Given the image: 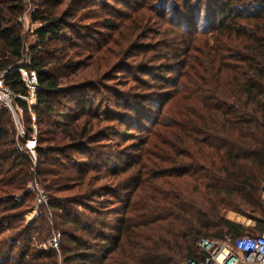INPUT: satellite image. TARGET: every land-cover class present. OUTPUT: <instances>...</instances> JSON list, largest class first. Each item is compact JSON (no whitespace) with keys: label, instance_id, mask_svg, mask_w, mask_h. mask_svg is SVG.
<instances>
[{"label":"trees","instance_id":"trees-1","mask_svg":"<svg viewBox=\"0 0 264 264\" xmlns=\"http://www.w3.org/2000/svg\"><path fill=\"white\" fill-rule=\"evenodd\" d=\"M80 3L81 0H71L63 11L55 10L62 3H47L34 12V23L42 25L35 30V35L44 51L50 42L67 43L64 34L75 30L71 22L77 18ZM26 10L25 0H0V75H5V85L16 96V104L25 114L32 111L36 124L44 125L36 149L38 178L49 183L48 191L73 190L66 188L65 182L75 178L77 170L63 169L60 157L54 156L66 151H87L84 144L107 138L100 128L101 123L115 121L108 116L112 114L110 111L104 113V117L101 107L87 100L86 91L83 95L73 94L74 88L63 87L62 80L67 77L56 75L50 69L53 62L58 65L63 62L49 49L46 59L30 64V70L37 76L36 105L29 107L17 98L30 97L19 72L28 68L19 63L23 61L25 43L18 19ZM185 23L183 30L187 35L197 32L190 33L195 28L192 22L186 20ZM104 25L115 28L111 20ZM203 34L208 35L210 41L201 42L196 37L186 40L188 53L185 56L189 62L179 65L182 71L177 72L175 68L170 71L176 74V79L169 81L176 92L170 98L174 99L176 109L162 131L168 142L159 137L162 144L168 145V151L165 155V151L160 150L161 162L154 164L162 167L168 162L170 169H141L137 179L136 189L150 191L161 182V177H173L176 182L170 194L164 197L159 193L160 196L146 201L144 208H150L143 212L140 204H131L135 195L131 193L136 190L130 189L126 206L130 214L126 212L112 227L101 222L104 230L82 222L63 202L51 196L48 207L57 209L63 216L62 224L70 226V230L62 231L58 249H34L35 224H18L22 223V212L17 209L22 204L14 199V193L26 189L34 175L29 171L30 158L19 151L7 131L9 120L13 122L10 112L0 113V229L6 226L5 231L8 230L0 239V264H181L190 257L203 256L198 246L202 237L223 239L227 235L264 234V219L249 229L227 219L221 209L223 206L240 212L260 204L264 180V0L220 3L206 19ZM80 39L85 37L80 36ZM201 45H204L203 52ZM193 48H199L202 56L203 62L198 67L188 56L191 51L197 52ZM104 76L106 73L96 78ZM71 94L75 95L81 109L65 115L63 112L69 110V106L61 98L67 100ZM117 106L128 108V104ZM125 114L117 116L122 125L128 120ZM57 118L71 120L72 125L52 123ZM29 134L32 133L29 131ZM86 165L91 166V162ZM131 167L118 173H127ZM141 180H145V185L140 184ZM163 187L164 183L160 188ZM136 195L141 203L142 196L138 192ZM79 199L91 200L86 192ZM82 234L94 235L106 246L97 252L99 244L86 240ZM20 240L24 241L18 250Z\"/></svg>","mask_w":264,"mask_h":264},{"label":"rangeland","instance_id":"rangeland-1","mask_svg":"<svg viewBox=\"0 0 264 264\" xmlns=\"http://www.w3.org/2000/svg\"><path fill=\"white\" fill-rule=\"evenodd\" d=\"M70 1L25 0L27 10L18 19L25 43L23 61L19 63L29 67L38 59H46L48 49L50 53L56 52L55 55L62 60L63 65L47 62L52 63L50 69L56 75L63 74L67 77L62 80L63 87L74 88L76 91H73V94L83 95L86 91L87 100L94 102L95 107L98 104L104 117V113L110 111L112 114L108 116L115 122L101 123L100 128L104 130L107 138L102 142L84 144L87 151L84 150L83 153L66 151L61 156H54L60 157L63 169L77 170L75 178L65 182L66 188H74L73 190L54 192L46 189L50 186L48 182L43 183L38 178V158L35 162L40 131L44 125L36 124L32 111L25 114L16 104L14 97L11 108L0 107V113L8 110L11 114L13 122L8 119L10 124L7 131L22 154L31 157L26 145L32 139L37 142L33 151L35 158H30L32 168L29 169L31 176H34L26 189L14 193V199L21 201L22 204L17 209V212H22L20 215L22 223L18 222L19 226L35 224L32 234L34 249H52L49 246L50 240L57 236L61 242L62 231L70 230V226L62 224L61 213L48 207L52 200L51 196L63 202L64 207L77 214L82 222L94 224L98 230H104L101 222H105L107 227H112L118 224V220L123 218L126 212L129 213L126 206L130 189L136 190L131 193L135 194L131 204L134 206L140 204L143 212L150 208V206L144 208L146 201H151L154 196H160L159 193L164 197L170 194L176 181L169 176L161 177V182L152 186L150 191L136 189L139 171L152 167L170 169L168 162L161 164L162 167L154 165L161 162L158 159L163 156L160 150L165 151V155L168 151V145L165 144L168 141L163 137L162 131L164 126L169 125L172 113L176 109L174 99H170L176 92L169 84V81L176 79V74L170 71L172 68L177 69V72L182 71L183 67L179 65L189 62L185 56L188 53L186 40L196 37L201 42L210 41L208 35L203 34L205 21L216 11V6L226 0H87V2L81 0L77 7L79 10L76 11L77 18L71 22L75 30L64 34L67 43L62 40L50 42L44 51L35 35L37 23L33 21L34 12L42 9L41 7L47 3L56 5L58 2L62 3V6L59 8L56 6L55 10L63 11ZM74 8L76 9V5ZM107 20H111L115 28L106 27L104 22ZM186 20L192 22L191 26L195 28L190 33L197 31L191 34L192 37L184 31ZM80 36L85 37L84 41H80ZM36 47L40 48L39 51L34 50ZM203 47L204 45H201L202 52ZM193 49L197 52L191 51L188 56L193 58L194 64L198 67L203 62L202 56L198 53L199 48ZM105 73L104 78H96ZM73 94L68 96L67 100L61 98L63 99L61 101L69 106V110L63 112L65 115L81 109ZM138 98L140 100H136ZM23 101L29 107L36 105L32 98ZM118 104H128L127 110L120 108ZM122 112L126 113L124 116L128 117L129 121L122 122L123 125L117 118L118 113ZM71 122L64 118L52 121L62 126L72 125ZM29 131L32 134H29ZM159 137L166 142L162 144ZM88 161L91 162V166L86 165ZM137 161L139 164H135ZM130 167L131 171L118 173ZM144 181L141 180L140 184L145 185ZM163 183L164 187L160 188ZM83 192H86L91 200L82 202L79 196ZM137 192L142 196L141 203L138 202ZM165 200L167 203L170 202L169 198ZM74 202H78V205ZM221 209L227 219L249 229H253L258 220L264 219L261 195L260 204L252 209L247 208L240 212L225 209L223 206ZM5 228L6 226L0 229V239L8 232ZM105 231L108 232V229ZM83 236L86 240L99 244L100 247L95 249L97 252L101 251L102 246H106L103 244L104 241L95 239L94 235ZM46 238L48 239L45 240ZM23 241L20 240L17 244L18 250H21ZM56 251L60 253V250Z\"/></svg>","mask_w":264,"mask_h":264},{"label":"built area","instance_id":"built-area-1","mask_svg":"<svg viewBox=\"0 0 264 264\" xmlns=\"http://www.w3.org/2000/svg\"><path fill=\"white\" fill-rule=\"evenodd\" d=\"M41 27L42 25L37 23L36 30ZM19 72L28 89L29 98L34 99L36 104V92L38 90L36 73L30 70V65L28 68L19 69ZM4 78L5 75H0V107L11 108L12 98L16 99V96L5 85ZM17 98L22 100L29 99L20 96ZM33 120L36 121L35 116H33ZM36 145L35 139L30 140L26 145L27 150L31 153V157L34 158L35 154L33 151L36 149ZM31 157L29 156V158ZM261 199L264 208V180L261 184ZM59 243V238L55 236L50 240L49 246L52 249H58ZM198 246L203 256L200 258L190 257L181 262V264H264V234H244L238 237L227 235L223 239L202 237Z\"/></svg>","mask_w":264,"mask_h":264}]
</instances>
